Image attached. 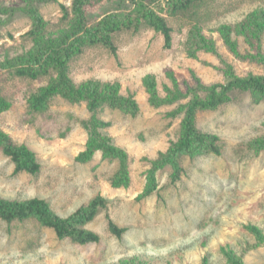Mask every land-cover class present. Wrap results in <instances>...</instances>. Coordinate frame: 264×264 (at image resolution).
Segmentation results:
<instances>
[{"label": "rangeland", "instance_id": "rangeland-1", "mask_svg": "<svg viewBox=\"0 0 264 264\" xmlns=\"http://www.w3.org/2000/svg\"><path fill=\"white\" fill-rule=\"evenodd\" d=\"M136 1L105 0L93 9L94 20L127 13ZM167 1L145 0L173 27L170 48L160 32H124L116 38V54L99 46L71 64L70 75L76 83L119 81L120 92L134 95L139 103L135 116L109 108L98 112L110 123L103 132L130 157L131 184L119 188L112 183L118 161L104 160L100 152L88 163L77 161L88 139L83 122L92 115L85 101L71 103L57 97L45 112L28 111L29 95L48 79L31 81L3 67L7 57L31 48L23 34L32 23L21 12L10 18L1 15L0 87L10 107L0 112V129L35 152L40 171L15 173V164L0 149V198H44L63 217L97 195L108 199V204L87 226L99 234L100 241L85 245L59 239L53 229L34 219L7 223L0 218V264H123L124 260L130 264H227L228 254L244 264H264V240L251 230L256 228L264 239V151L255 154L247 148L251 139L264 135V100L254 102L248 92L237 91L232 101L217 110L199 112L197 127L221 137L222 153L186 158L185 172L176 183L171 182L170 167L155 172V188L140 197L152 175L150 161L178 138L182 118L167 116L177 103L150 104L144 76L155 75L163 97L175 79L183 91L185 82L194 84V74L207 84L226 81L216 54L188 55L190 13L173 16L164 10ZM72 2L52 0L40 7L46 20L58 22L63 16L61 5L70 7ZM21 5V0H0L2 7ZM259 8H264V0H212L201 9L211 15L200 23L203 33L215 40L238 76L264 75V66L235 58L218 29L238 23ZM238 40L241 50H246L243 38ZM108 218L128 230L121 237L113 235Z\"/></svg>", "mask_w": 264, "mask_h": 264}, {"label": "trees", "instance_id": "trees-1", "mask_svg": "<svg viewBox=\"0 0 264 264\" xmlns=\"http://www.w3.org/2000/svg\"><path fill=\"white\" fill-rule=\"evenodd\" d=\"M21 1L22 5L19 7L0 6V22L1 15L10 18L16 12H21L32 23L31 28L23 34L25 41L30 42L32 46L24 53L7 57L2 65L16 77L31 81L48 79L46 85L29 95L28 111L45 112L57 97L71 103L85 101L92 115L83 122L88 131V139L85 149L77 156V161L88 163L94 159L97 152H100L102 159L119 163V168L112 179L113 186L129 187L131 184L129 154L115 144L110 135L103 132L102 129L108 127L110 123L104 121L98 112L109 108L135 116L140 110L139 103L134 95H124L120 92L119 81L90 79L76 83L70 75L71 64L88 49L99 46L116 54L118 51L116 38L124 32L138 33L149 29L160 32L164 36L165 46L170 48L173 43V27L167 17L150 7L145 0H137L127 13H109L99 20H94L93 9L105 0H73L70 7L61 5L63 16L58 22L46 20L41 11V4L52 0ZM209 1L212 0H169L164 10L173 16L190 13L186 39L188 55L198 57V51L216 54L221 59V70L226 81L207 84L194 74V84L185 82L186 89L183 91L175 79L174 87H166L167 95L163 97L159 93L155 75L144 76L143 86L149 94L150 104L161 107L177 103L167 116L182 118L178 138L171 141L165 151L150 161L152 175L146 191L140 197L151 194L155 188V172L170 167L171 182L176 183L185 172L183 161L186 158L194 159L222 153L224 144L221 137L197 127L196 119L199 112L217 110L232 101L233 94L237 91L248 92L254 102L264 100V75L249 73L247 76H238L233 63L227 61L219 52L215 40L203 33L200 23L207 21L211 15L201 13V9ZM218 30L225 46L235 58L264 66V8L248 13L236 24H223ZM239 36L247 44L248 48L244 51L241 50ZM9 107L10 103L3 97L0 87V112ZM247 148L255 154L264 151V135L251 139L247 143ZM0 149L15 164V173L25 171L37 174L40 171V163L35 152L27 145L17 143L2 129ZM107 204L108 199L97 195L69 216L63 217L44 198L33 197L23 200L0 198V218L7 223L34 219L41 226L53 229L59 239H70L85 245L100 241L99 234L87 226L107 207ZM108 226L111 233L117 237H121L128 230L118 226L110 218ZM251 230L259 240H264L256 228L252 227ZM227 257V264H244L234 254H228ZM122 263L130 264L125 260Z\"/></svg>", "mask_w": 264, "mask_h": 264}]
</instances>
